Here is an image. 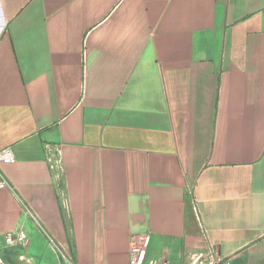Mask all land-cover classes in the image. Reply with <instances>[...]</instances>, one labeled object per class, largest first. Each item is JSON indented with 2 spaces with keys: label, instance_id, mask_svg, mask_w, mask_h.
Listing matches in <instances>:
<instances>
[{
  "label": "crops",
  "instance_id": "0c3cea01",
  "mask_svg": "<svg viewBox=\"0 0 264 264\" xmlns=\"http://www.w3.org/2000/svg\"><path fill=\"white\" fill-rule=\"evenodd\" d=\"M4 148L0 264H264V0H0Z\"/></svg>",
  "mask_w": 264,
  "mask_h": 264
},
{
  "label": "built area",
  "instance_id": "2783aa9c",
  "mask_svg": "<svg viewBox=\"0 0 264 264\" xmlns=\"http://www.w3.org/2000/svg\"><path fill=\"white\" fill-rule=\"evenodd\" d=\"M46 159L50 163L51 167L59 164V159H55V160L52 159L50 153L47 151H46ZM12 160H13V156L8 148H4L0 150V162H10ZM1 187H7L9 189H12L8 181L0 175V188ZM19 201L22 204L23 213L26 216L32 218L37 224L38 228L44 231L42 226L39 224L34 214L32 213L31 209L21 199H19ZM4 241L5 244L9 246H27L28 243L27 234L25 233V231L22 230L20 226L16 231H9L5 233ZM53 246L56 249V251L59 253L63 264H77V263H73L69 254L62 247L56 245L55 243H53ZM144 260H145V249L135 245L132 246L129 252V264H144ZM187 264H223V262L221 257L219 256L216 246L205 238L204 249L189 253L187 257Z\"/></svg>",
  "mask_w": 264,
  "mask_h": 264
}]
</instances>
